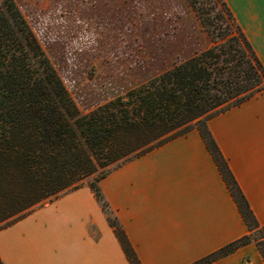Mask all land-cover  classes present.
I'll return each instance as SVG.
<instances>
[{
  "label": "trees",
  "instance_id": "1",
  "mask_svg": "<svg viewBox=\"0 0 264 264\" xmlns=\"http://www.w3.org/2000/svg\"><path fill=\"white\" fill-rule=\"evenodd\" d=\"M185 1L209 45L81 113L13 0H0V230L86 182L126 260L140 264L98 182L195 128L248 233L190 264H209L249 242L264 261V225L206 126L262 91L264 68L223 0Z\"/></svg>",
  "mask_w": 264,
  "mask_h": 264
},
{
  "label": "crops",
  "instance_id": "2",
  "mask_svg": "<svg viewBox=\"0 0 264 264\" xmlns=\"http://www.w3.org/2000/svg\"><path fill=\"white\" fill-rule=\"evenodd\" d=\"M223 1L264 68V0ZM206 126L257 224L264 225V89ZM99 188L140 264H190L248 233L195 128L123 163ZM37 214L36 231H13ZM0 260L129 264L86 187L0 230ZM209 264L264 261L249 242Z\"/></svg>",
  "mask_w": 264,
  "mask_h": 264
},
{
  "label": "rangeland",
  "instance_id": "3",
  "mask_svg": "<svg viewBox=\"0 0 264 264\" xmlns=\"http://www.w3.org/2000/svg\"><path fill=\"white\" fill-rule=\"evenodd\" d=\"M13 2L81 113L209 45L185 0ZM81 187L87 188L86 182ZM38 217L14 225L13 231H36Z\"/></svg>",
  "mask_w": 264,
  "mask_h": 264
}]
</instances>
